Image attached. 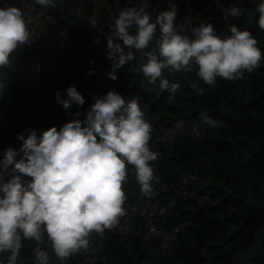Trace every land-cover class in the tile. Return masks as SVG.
Returning <instances> with one entry per match:
<instances>
[{"label": "trees", "instance_id": "obj_1", "mask_svg": "<svg viewBox=\"0 0 264 264\" xmlns=\"http://www.w3.org/2000/svg\"><path fill=\"white\" fill-rule=\"evenodd\" d=\"M117 1L123 5L131 0ZM191 1L178 0L176 22L184 29L190 32L210 22L219 35L226 36L236 24L251 30L264 51L257 0H209L188 6ZM10 2L17 4L18 0ZM81 2L84 0H57L55 6H49V13L61 27L59 36L65 33L66 37L62 49H58L63 56L60 62L65 67L74 63L71 69L42 75L33 91L30 76L24 78L19 66V59L30 61L31 50L21 54L19 46L12 54V64L0 67V80L5 85L0 98V155L9 146L22 145L19 132L28 135L32 129L42 132L53 125L59 130L69 120L85 119L95 102L94 95L114 89L126 97L138 96L153 125L150 143L160 153L152 162L158 177L152 196L165 206V213L157 214L154 224L170 240L151 231L149 216L136 214L128 233L121 232L119 223L103 235L93 232L94 247L88 249L95 257L91 264H232L234 254L249 248L255 231L264 226L263 210L247 206L228 192L244 194L252 179L264 184V59L239 79L217 77L215 85L197 75L198 66L170 73L169 78L181 84L174 96L169 90L147 83L139 69L144 59L140 51L137 60L117 69V79H112V60L107 56L109 35L92 29L72 10V5ZM234 4L240 7V15L230 13ZM166 8L149 11L155 16ZM120 10L113 2L115 14L108 16L109 20L113 21ZM71 85L78 86L85 103L65 108L56 93L59 90L63 98H68L66 89ZM34 93L54 105L55 112L43 114L40 104L33 103ZM203 112L221 123L209 127L202 119ZM177 128L179 133L171 136L170 132ZM123 187L127 195L125 207L139 201L137 193L146 196L140 191L134 165H128ZM256 196L264 201L261 190L256 189ZM35 248V241H25L21 264H36ZM80 258L75 257L73 263L84 264ZM53 259L60 264L58 258ZM253 263L264 264V249Z\"/></svg>", "mask_w": 264, "mask_h": 264}, {"label": "clouds", "instance_id": "obj_2", "mask_svg": "<svg viewBox=\"0 0 264 264\" xmlns=\"http://www.w3.org/2000/svg\"><path fill=\"white\" fill-rule=\"evenodd\" d=\"M56 2L34 0L45 8ZM169 2L171 6L155 16L149 0L121 8L107 38L112 79H117V69L136 61L140 51L144 59L139 69L147 83L174 96L181 84L171 80L170 73L198 66L197 75L215 85L217 77L239 79L264 59L251 30L233 24L231 34L221 36L206 22L189 32L176 22L178 6ZM229 11L241 14L235 4ZM257 11L264 28V0H257ZM30 22L22 7L0 4V67L12 64L14 51L29 42ZM4 87L0 80V98ZM66 92L68 98L56 93L65 108L85 103L75 85ZM93 99L85 119L69 120L59 130L53 125L28 135L19 132V149L9 146L0 155V264H21L26 240L36 242V264H55L53 257L67 264L74 253L89 249L93 232L103 235L127 211L123 185L129 164L135 167L141 193L154 194L158 177L152 162L160 153L150 143L153 125L140 98L113 89ZM201 116L209 127L221 123L207 112Z\"/></svg>", "mask_w": 264, "mask_h": 264}, {"label": "crops", "instance_id": "obj_3", "mask_svg": "<svg viewBox=\"0 0 264 264\" xmlns=\"http://www.w3.org/2000/svg\"><path fill=\"white\" fill-rule=\"evenodd\" d=\"M85 1L87 0H84V2ZM186 1H190V0H186ZM84 2L72 5L73 7L70 6L68 8L72 7L73 11L76 10L77 15L84 18L86 22H89V25L92 29H94L95 31L101 34H103L105 31L95 29L92 24V21L93 20L96 21L97 18L104 11L109 12L110 15L113 16L115 14L113 12V2L120 9L124 6L131 4V1H126V2L124 1L125 3H123V5L122 4L120 5V1L117 0H93L92 3L95 6V8L90 11L88 8L87 9L80 8L81 4ZM155 2H159L161 7L171 6L169 0H155ZM171 2L178 5V0H171ZM6 3L11 4L10 0H0V4H6ZM17 5L22 7L20 0H18ZM41 6L42 5L34 4V0H27L25 8L29 10L31 13V18L34 21L35 28L38 32V38L33 43L23 44L20 46L21 54H23L27 50H31L30 61L27 63L19 59V66L22 69V76L24 78L27 76V74L30 76V84L33 91L35 90V87L38 85V83L42 80V75L48 72H53V73H55V71L63 72L64 70H67L66 68L71 69L74 66V63L68 67H65L64 65L61 64L60 60L63 58V56L59 53L58 49H62L63 41L66 37L64 34L62 36L54 34L51 28L53 26H57L56 21L58 20L53 19L52 17L53 15L49 13L51 12L50 7L45 8L43 6V9L40 10ZM64 10L65 9L61 10V12H63ZM101 10L103 11L99 12ZM59 34H60V29H59ZM33 103L40 104L39 105L40 110L43 114L45 113L47 115H50L55 112L56 107L42 100V98L36 93L33 94ZM20 146L21 145L19 144L17 148L19 149ZM136 196L138 197L140 196V194L137 193ZM82 259L84 261V264L86 262H89L87 258H82ZM90 260H91L90 262L92 263L93 260H95V257L92 256Z\"/></svg>", "mask_w": 264, "mask_h": 264}, {"label": "built area", "instance_id": "obj_4", "mask_svg": "<svg viewBox=\"0 0 264 264\" xmlns=\"http://www.w3.org/2000/svg\"><path fill=\"white\" fill-rule=\"evenodd\" d=\"M92 1L93 0L85 1L84 3L81 4L80 8L81 9H87L88 8L90 11L93 10L95 8V6L93 5ZM26 2H27V0H20L21 6L25 11L26 16L29 17L31 20L30 27L32 30V37L30 38L29 42L26 43V44H29V43H33L34 41L37 40L38 32L35 28L34 21L31 18L30 11L25 8ZM136 2H138V0H131V3H136ZM199 2H201V0H193V1L189 2L187 5L191 6L192 4L199 3ZM6 4H9V3H6ZM149 5H150L149 10H152V11H156V10H159L162 8L160 6L159 2H155V0H149ZM103 10H101L99 12H102ZM108 16H111L110 13L107 11H104L97 18V20L95 21L96 23L93 26L95 29L105 31L106 33H108L110 35L111 34L110 24L114 23V20L110 21ZM59 29H60L59 26H53L51 28V30L56 35H59ZM179 131H180L179 128H177V129L171 131L170 134H171V136H174L175 134L179 133ZM138 198H139V201H137L136 203H130L126 206V209H127L126 213L122 217H120V222H119L118 227L121 230V232L122 233L130 232V230L132 228L133 217L136 214L147 215L152 219L151 224H150L151 231L154 234L163 236L165 238V240H170L169 235L164 234L154 224V219L156 218V215L165 213V206H160L152 195H150V196L140 195V196H138ZM92 247H94L93 241H91L89 249H91ZM33 253H35V250L33 251ZM92 256L93 255L91 254L90 250L81 249L79 252L74 253L70 258L67 259V264H73V259L75 257L87 258L89 260V262H86L85 264H91L90 258ZM21 262H24L23 257H21Z\"/></svg>", "mask_w": 264, "mask_h": 264}, {"label": "water", "instance_id": "obj_5", "mask_svg": "<svg viewBox=\"0 0 264 264\" xmlns=\"http://www.w3.org/2000/svg\"><path fill=\"white\" fill-rule=\"evenodd\" d=\"M204 3L209 0H201ZM77 87V85H76ZM256 189L264 192V184L257 179H252L248 182L246 192L244 194H235L233 191L228 192L235 198L243 201L249 207H255L264 211V201L259 200L256 196ZM264 249V226L259 227L252 239L251 246L236 252L232 258V264H254L255 260Z\"/></svg>", "mask_w": 264, "mask_h": 264}, {"label": "rangeland", "instance_id": "obj_6", "mask_svg": "<svg viewBox=\"0 0 264 264\" xmlns=\"http://www.w3.org/2000/svg\"><path fill=\"white\" fill-rule=\"evenodd\" d=\"M64 35H65V33H63ZM38 75V74H37ZM197 136H199V135H197Z\"/></svg>", "mask_w": 264, "mask_h": 264}]
</instances>
